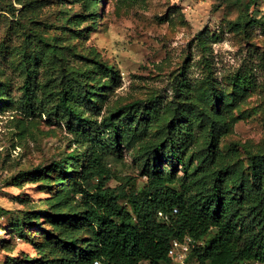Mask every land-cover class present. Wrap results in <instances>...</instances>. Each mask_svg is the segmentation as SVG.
Segmentation results:
<instances>
[{
  "label": "rangeland",
  "instance_id": "1",
  "mask_svg": "<svg viewBox=\"0 0 264 264\" xmlns=\"http://www.w3.org/2000/svg\"><path fill=\"white\" fill-rule=\"evenodd\" d=\"M90 1L0 0V264H51L65 229L44 213L82 212L62 200L76 176L77 163L66 157L81 148L53 115L19 109L25 86L34 81L41 87L38 100L51 99V114L62 96V88L51 84L59 72L75 74L100 108L96 116L81 99L78 111L85 118L101 121L117 108L156 100L149 139L110 161L112 188L121 185L118 180L127 190L130 183L137 190L147 184L142 149L148 141L161 142L177 122L168 105L178 91L228 125L214 146L230 154L231 164L246 175L253 161L264 168V0L250 12L259 23L244 27L238 23L245 8L234 0H97L96 11H86ZM105 65L114 73L103 71ZM182 114L194 130V141L181 153L188 176L210 180L193 158L208 143L210 128ZM158 161L152 164L170 169ZM177 175L184 176L180 164Z\"/></svg>",
  "mask_w": 264,
  "mask_h": 264
},
{
  "label": "trees",
  "instance_id": "2",
  "mask_svg": "<svg viewBox=\"0 0 264 264\" xmlns=\"http://www.w3.org/2000/svg\"><path fill=\"white\" fill-rule=\"evenodd\" d=\"M246 1L234 0L238 8H245L247 15L238 23L243 27L259 23L250 14L257 0ZM97 6V0L85 3L86 11H96ZM103 71L114 73V68L105 65ZM51 84L62 88L53 114L47 110L50 98L48 103L38 100L35 92L41 87L36 81L25 86L19 108L27 115H53L81 148L66 157L77 163L76 176L64 189L62 200L67 207L76 203L82 212L74 217L44 213L57 228L65 229L51 264H173V242L187 239L191 240L190 259L199 264H264V168L253 161L252 174L246 175L228 161L230 154L217 150L214 141L228 132L217 114L201 109L184 91H178V99L168 105L177 122L168 126L161 142L148 141L142 149L141 160L150 170L147 184L137 190L130 183L127 190L118 180L121 185L112 188L109 183L115 178L110 161L123 158L125 151L149 139L158 113L156 100L137 101L113 110L101 121L92 120L78 111L81 99L96 116L101 115L100 108L75 74L59 72ZM211 100L219 103L221 98L212 94ZM184 112L210 128L208 143L193 155L212 174L210 180L188 176L181 153L194 141V130ZM155 161L170 169L152 164ZM178 164L183 177L177 175ZM60 167L66 172L64 162Z\"/></svg>",
  "mask_w": 264,
  "mask_h": 264
},
{
  "label": "built area",
  "instance_id": "3",
  "mask_svg": "<svg viewBox=\"0 0 264 264\" xmlns=\"http://www.w3.org/2000/svg\"><path fill=\"white\" fill-rule=\"evenodd\" d=\"M191 254V240L187 239L185 242L174 241L170 251V257L175 264H199L190 259Z\"/></svg>",
  "mask_w": 264,
  "mask_h": 264
}]
</instances>
